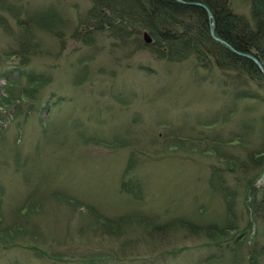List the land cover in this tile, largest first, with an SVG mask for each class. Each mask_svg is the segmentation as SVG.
Returning <instances> with one entry per match:
<instances>
[{
    "label": "rangeland",
    "instance_id": "obj_1",
    "mask_svg": "<svg viewBox=\"0 0 264 264\" xmlns=\"http://www.w3.org/2000/svg\"><path fill=\"white\" fill-rule=\"evenodd\" d=\"M229 1L249 17L250 0ZM10 2L0 10V264H264V160L248 164L264 149V104L237 98L236 81L192 57L170 62L85 30L91 0ZM37 15L50 24L29 23ZM172 221L221 236L149 235Z\"/></svg>",
    "mask_w": 264,
    "mask_h": 264
},
{
    "label": "trees",
    "instance_id": "obj_2",
    "mask_svg": "<svg viewBox=\"0 0 264 264\" xmlns=\"http://www.w3.org/2000/svg\"><path fill=\"white\" fill-rule=\"evenodd\" d=\"M202 5L210 10L212 19ZM0 10L11 12L10 0H0ZM48 17L50 16H31L29 23L31 19H39L45 23V27L50 24L48 20L45 21ZM86 19L91 24H86L85 30L93 28L96 31H106L116 44L124 45L129 41L136 48L147 49L154 56L170 62H182L192 57L198 67L210 71L216 69L222 76L236 81L237 98H249L264 104V75L252 59L242 55L247 53L255 56L264 67V0H250L249 17L233 12L229 0H91ZM2 20L0 16V24L3 23ZM211 23L214 35L223 42L212 37ZM46 29L50 30L49 27ZM143 32L151 37L150 43L142 40ZM29 41L30 39H24L22 42L23 52L25 48L29 49ZM24 58L21 57L22 63ZM248 81L253 82L257 88L253 90L248 86ZM37 88L38 86L36 90ZM31 90L34 91L35 88ZM262 160L264 149L257 156H248V164L252 167L259 165ZM255 184L256 180L253 179L247 185L252 205L257 192ZM233 196L228 194L225 202L226 211L232 217L235 201ZM256 207L257 205L253 209ZM258 209L263 212L264 222V195L259 201ZM124 219L125 217L106 220L104 228L107 230L114 227L117 230ZM148 222L144 221L145 225L149 226ZM232 224L227 230L235 229ZM178 226L192 234L205 231L220 235L214 225L201 226L181 221L156 225L150 228L149 235L163 236Z\"/></svg>",
    "mask_w": 264,
    "mask_h": 264
},
{
    "label": "water",
    "instance_id": "obj_3",
    "mask_svg": "<svg viewBox=\"0 0 264 264\" xmlns=\"http://www.w3.org/2000/svg\"><path fill=\"white\" fill-rule=\"evenodd\" d=\"M196 4L199 5L200 3L196 2ZM202 6H203V8L205 9L207 15H208L209 17H211L212 15H211L210 10H209L206 6H204V5H202ZM210 33H211L212 37H213L215 40H217V41H219V42H223L221 39H219L218 37H216V36L214 35V29H213L212 26L210 27ZM142 40H143L144 42H146V43H150L152 39H151V37H150L146 32H143ZM242 55H244V56L249 57L250 59H252V61H254V63L257 65V67L260 69V71H261L262 74L264 75V67H263L262 64L258 61V59H257L256 57H254V56H252V55H250V54H247V53H242ZM263 178H264V177H263Z\"/></svg>",
    "mask_w": 264,
    "mask_h": 264
},
{
    "label": "bare ground",
    "instance_id": "obj_4",
    "mask_svg": "<svg viewBox=\"0 0 264 264\" xmlns=\"http://www.w3.org/2000/svg\"><path fill=\"white\" fill-rule=\"evenodd\" d=\"M227 6V5H226ZM203 10H204V8H203ZM209 20V19H208Z\"/></svg>",
    "mask_w": 264,
    "mask_h": 264
}]
</instances>
